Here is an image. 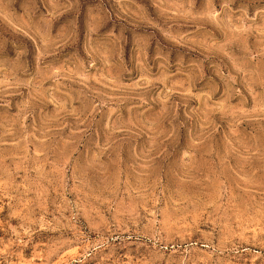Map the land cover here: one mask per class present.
<instances>
[{"label":"rangeland","instance_id":"obj_1","mask_svg":"<svg viewBox=\"0 0 264 264\" xmlns=\"http://www.w3.org/2000/svg\"><path fill=\"white\" fill-rule=\"evenodd\" d=\"M0 264H264V0H0Z\"/></svg>","mask_w":264,"mask_h":264}]
</instances>
